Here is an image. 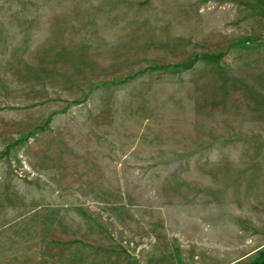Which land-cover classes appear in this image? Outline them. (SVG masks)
I'll list each match as a JSON object with an SVG mask.
<instances>
[{
	"label": "rangeland",
	"instance_id": "1",
	"mask_svg": "<svg viewBox=\"0 0 264 264\" xmlns=\"http://www.w3.org/2000/svg\"><path fill=\"white\" fill-rule=\"evenodd\" d=\"M0 264H264V0H0Z\"/></svg>",
	"mask_w": 264,
	"mask_h": 264
}]
</instances>
